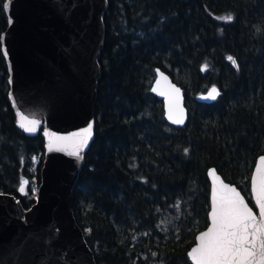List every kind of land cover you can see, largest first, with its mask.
<instances>
[{"label":"trees","instance_id":"trees-1","mask_svg":"<svg viewBox=\"0 0 264 264\" xmlns=\"http://www.w3.org/2000/svg\"><path fill=\"white\" fill-rule=\"evenodd\" d=\"M229 14L230 22L218 19ZM103 21L95 137L73 190L76 220L97 264H192L188 251L209 225V168L255 209L250 178L264 155V0H108ZM8 24L0 7V35ZM157 68L184 90L183 127L166 121L151 92ZM8 78L0 51V192L28 210L33 186L27 196L18 187L32 176L31 156H40V183L45 139L43 128L28 136L17 126ZM214 85L218 99L198 102Z\"/></svg>","mask_w":264,"mask_h":264},{"label":"water","instance_id":"water-1","mask_svg":"<svg viewBox=\"0 0 264 264\" xmlns=\"http://www.w3.org/2000/svg\"><path fill=\"white\" fill-rule=\"evenodd\" d=\"M107 8L108 0H13L10 6L12 23L2 34L8 53L7 57L3 54L9 72L8 95L16 124L26 135H36L43 128L45 156L36 202L30 209H24L15 195L0 192V264H97L74 214L73 190L95 137L99 57L105 40L103 18ZM157 69L163 76L156 72L151 92L163 101L166 121L183 127L188 120L184 90L168 73ZM171 85L179 88V93ZM205 95L207 91L199 94L197 101L210 104L218 99H202ZM177 114L183 117V124L169 119V115L175 119ZM33 117L40 123L31 124ZM90 122L92 135L84 145L80 136L71 133L80 132ZM77 147L82 159L73 155ZM259 157L250 178L255 209L236 185L225 181L211 167L207 172L211 185L209 213L213 190L219 196L223 184H228L252 207L256 217L253 224L264 225V217L259 215L264 161ZM213 169L215 172L209 175ZM205 231L207 228L201 232ZM201 232L188 253L197 246ZM256 248L259 249V239ZM189 259L195 264L192 257ZM254 264H259V254Z\"/></svg>","mask_w":264,"mask_h":264},{"label":"snow or ice","instance_id":"snow-or-ice-1","mask_svg":"<svg viewBox=\"0 0 264 264\" xmlns=\"http://www.w3.org/2000/svg\"><path fill=\"white\" fill-rule=\"evenodd\" d=\"M13 0H4L2 9L6 14L10 13V6ZM9 24L12 23L10 14L8 15ZM218 19H223L230 22L233 19L231 14L218 17ZM4 36L0 35V51H3L5 57L8 53L6 47L3 46ZM226 59L231 62L232 66L239 70V65L236 59L229 55ZM208 67L207 62L202 66L201 71H206ZM160 76L163 73L156 70ZM167 79V77H165ZM11 82V81H10ZM159 81L157 80V84ZM174 92L179 93L180 89L176 88L175 85H171ZM152 91L155 92L156 88L153 87ZM220 90L213 86L211 89L207 90V95L202 96V99L215 101L217 97L220 96ZM15 106V105H14ZM174 107L178 111V104H174ZM25 119H28L25 117ZM169 119L172 120L174 124H183L184 119L181 115L177 114L176 118L173 119L172 115H169ZM31 124H39L40 121L35 117L30 121ZM93 129V123H88L87 127L83 128L80 132L71 133L72 136H80L81 144L87 145L88 140L91 138ZM58 139H66L65 137H59ZM189 149L185 148L184 153L187 155ZM77 157H81L79 147L73 153ZM36 158L33 157V160ZM260 161H264V155L259 157ZM257 170H259V165H257ZM215 170H211L209 175ZM223 184V182H221ZM29 184V180L21 178L18 192L21 195L27 196L29 193L26 191V185ZM253 187L256 184V178L253 177L252 180ZM262 199L259 202V215L264 217V175L260 178ZM2 195V193H0ZM31 195H36V189L31 188ZM18 202V201H17ZM255 214L253 213L252 207H249L245 201L244 197L236 191L234 187L228 184H223V188L217 196L216 190H213L212 197V210L209 213V219L211 220L210 226L207 227V231L201 232L197 237L198 243L196 247L188 253L189 257L195 260V264H254L259 254V264H264V225L255 226L253 221L255 220ZM251 237V239H250ZM259 239V249L256 248V240ZM153 256L156 254L153 253Z\"/></svg>","mask_w":264,"mask_h":264},{"label":"rangeland","instance_id":"rangeland-1","mask_svg":"<svg viewBox=\"0 0 264 264\" xmlns=\"http://www.w3.org/2000/svg\"><path fill=\"white\" fill-rule=\"evenodd\" d=\"M33 157H35L36 159L33 160ZM40 162V156H31L30 159V164L28 165L29 167V173L32 174V176L30 178H25L29 180V184H32V186L36 189V197H37V191H38V187L40 185V183H37V165ZM34 174V175H33Z\"/></svg>","mask_w":264,"mask_h":264},{"label":"flooded vegetation","instance_id":"flooded-vegetation-1","mask_svg":"<svg viewBox=\"0 0 264 264\" xmlns=\"http://www.w3.org/2000/svg\"><path fill=\"white\" fill-rule=\"evenodd\" d=\"M6 61V60H5ZM9 93V92H8ZM9 96V95H8ZM10 100V99H9Z\"/></svg>","mask_w":264,"mask_h":264}]
</instances>
